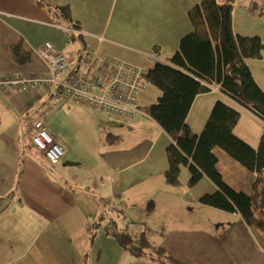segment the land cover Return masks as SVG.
I'll return each instance as SVG.
<instances>
[{
	"label": "crops",
	"instance_id": "crops-1",
	"mask_svg": "<svg viewBox=\"0 0 264 264\" xmlns=\"http://www.w3.org/2000/svg\"><path fill=\"white\" fill-rule=\"evenodd\" d=\"M45 1L69 5L82 37L72 39L67 22L35 0H0V75L47 73L36 52L47 40L66 53L88 46L142 68L169 62L192 29L189 9L201 0ZM245 1L233 3L234 29L264 40L259 19L238 8ZM255 7L264 29V0H256ZM144 30L151 32L144 35ZM16 43L29 55L25 63L12 50ZM247 62L264 90V55ZM148 85L140 94L141 111L130 120L63 99L53 112L55 104L48 103L59 96L43 86L0 90V264H124L126 258L134 263L136 256L113 236L115 229L136 236L146 232L152 244L186 264H264V231L250 227L237 212L200 202L217 190L209 177L189 186L184 166L180 184L167 182L172 139L146 112L160 97ZM215 85L197 95L189 112L187 121L196 133L216 101L228 100ZM43 108H50V130L66 148L58 163L30 140L32 122ZM240 109L234 131L257 146L264 122ZM215 153L226 182L250 193L255 174L225 150L217 147Z\"/></svg>",
	"mask_w": 264,
	"mask_h": 264
},
{
	"label": "trees",
	"instance_id": "trees-1",
	"mask_svg": "<svg viewBox=\"0 0 264 264\" xmlns=\"http://www.w3.org/2000/svg\"><path fill=\"white\" fill-rule=\"evenodd\" d=\"M53 16L79 25L71 16L69 5L49 4L35 0ZM235 0H201L188 11L192 29L181 37L178 48L169 62L157 61L146 72L148 82L161 90L157 102L146 112L154 118L172 142L167 147L169 167L165 172L170 185L181 183L184 166L189 168L188 185L193 186L204 176L209 177L217 190L201 196L204 205L239 213L253 228L264 231V131L257 146H253L234 129L241 109L253 112L264 122V90L255 80L248 59H261L264 40L259 35H244L234 29ZM72 39L81 34L70 33ZM20 63L29 60L21 43L12 46ZM218 84L228 100L214 104L203 130L196 133L188 123V115L198 94ZM225 150L255 174L250 193L236 190L226 182L218 169L215 148ZM98 232L91 234L92 242ZM113 236L135 256H149L163 264H186L174 259L163 246L151 243L146 232L133 235L115 229Z\"/></svg>",
	"mask_w": 264,
	"mask_h": 264
},
{
	"label": "built area",
	"instance_id": "built-area-1",
	"mask_svg": "<svg viewBox=\"0 0 264 264\" xmlns=\"http://www.w3.org/2000/svg\"><path fill=\"white\" fill-rule=\"evenodd\" d=\"M245 2V7L254 9L253 0ZM65 28L69 34H83L74 26ZM36 52L45 62L47 73L0 75V90L26 92L43 86L49 92H56L66 103L87 104L124 120L132 119L141 111L140 94L149 83L141 66L102 55L88 46L75 53H66L51 40L45 41ZM213 88L220 90L218 84ZM49 114L50 108H43L37 114L30 128V140L50 162L58 163L66 155V148L51 132L47 121Z\"/></svg>",
	"mask_w": 264,
	"mask_h": 264
},
{
	"label": "rangeland",
	"instance_id": "rangeland-1",
	"mask_svg": "<svg viewBox=\"0 0 264 264\" xmlns=\"http://www.w3.org/2000/svg\"><path fill=\"white\" fill-rule=\"evenodd\" d=\"M255 3H256V0H253ZM239 4V3H238ZM238 8H240V9H242V10H245L244 12L246 13V14H250L253 18H258L259 19V22H258V29L260 30V31H264V29H263V15H259V12H260V8L258 9L257 7H255V9H254V12H255V14H257V15H254V14H252V13H250V11L248 10V9H245V7H243L242 5H241V7L240 6H238ZM244 8V9H243ZM239 13H242V11H239ZM243 14V13H242ZM244 15V14H243ZM242 17L240 16V15H238V16H236V22H238V23H241L239 20L241 19ZM245 26V25H244ZM242 31H245V29L242 27ZM147 32H151V30H144V35L147 33ZM264 33V32H263ZM263 38V37H262ZM143 69L145 70V71H147L148 69H149V67H147V66H143ZM148 90L150 91V90H152L153 91V93L154 92H157L158 94H160L161 95V90L157 87V86H155V85H153V84H151V83H149V85H148ZM154 101H157V98L154 100ZM62 102V98H57V97H55V98H53L48 104H51V103H53V104H55V108L53 109V112H54V110H56L57 108H58V106L60 105V103ZM47 105V104H46ZM52 112V113H53ZM122 122H125V121H122ZM51 123L53 124V120L51 119ZM135 258V262L134 263H132V262H130L127 258H126V261L124 262V264H162L161 262H159V261H157V260H155V259H152V258H150V257H148V256H144V255H142V256H136V257H134Z\"/></svg>",
	"mask_w": 264,
	"mask_h": 264
}]
</instances>
